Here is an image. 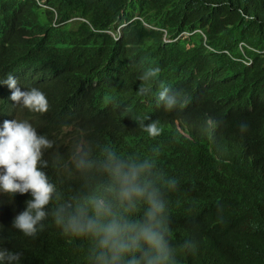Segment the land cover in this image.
Listing matches in <instances>:
<instances>
[{
	"label": "trees",
	"instance_id": "trees-1",
	"mask_svg": "<svg viewBox=\"0 0 264 264\" xmlns=\"http://www.w3.org/2000/svg\"><path fill=\"white\" fill-rule=\"evenodd\" d=\"M151 68L156 77L141 79ZM7 74L42 91L48 108L14 105L0 86V117L27 120L51 141L63 113L118 99L113 139L96 154L151 162L176 264H264V0H0ZM161 86L178 94L176 107L157 101ZM72 177L52 183L76 195ZM24 207L4 195L0 209ZM55 207L38 232L45 242L3 218L0 247L21 264H88L89 242L61 230Z\"/></svg>",
	"mask_w": 264,
	"mask_h": 264
},
{
	"label": "clouds",
	"instance_id": "clouds-1",
	"mask_svg": "<svg viewBox=\"0 0 264 264\" xmlns=\"http://www.w3.org/2000/svg\"><path fill=\"white\" fill-rule=\"evenodd\" d=\"M151 68L141 79L155 78ZM0 86L10 89L14 105L31 112L47 111V98L37 88L22 90L16 78L7 74ZM141 94L150 91L141 88ZM104 96V95H103ZM95 99L83 113L61 115L54 132L55 141L38 134L27 120L8 114L0 120V208L3 196L19 193L25 207L18 214L0 209V221L26 237H37L52 214L61 230L89 242L88 264H176L169 242L165 199L155 183L153 165L148 160L122 157L110 149L96 151L113 139L121 116L117 102ZM100 100L96 106L93 103ZM157 101L166 109L179 103L178 94L161 86ZM105 115V119H102ZM244 125H241L243 129ZM150 136L158 134L155 122L145 125ZM79 177L81 191L71 195L52 183L67 181L66 173ZM139 213V214H138ZM55 228V226H54ZM191 251L193 242L181 245ZM0 264H21L19 253L0 247Z\"/></svg>",
	"mask_w": 264,
	"mask_h": 264
},
{
	"label": "bare ground",
	"instance_id": "bare-ground-1",
	"mask_svg": "<svg viewBox=\"0 0 264 264\" xmlns=\"http://www.w3.org/2000/svg\"><path fill=\"white\" fill-rule=\"evenodd\" d=\"M174 54V53H173ZM70 64V63H69ZM187 72V71H186ZM2 119V117H0V120ZM12 198L16 201V202H18V201H20L21 200V196H20V194L19 193H16V194H12Z\"/></svg>",
	"mask_w": 264,
	"mask_h": 264
}]
</instances>
